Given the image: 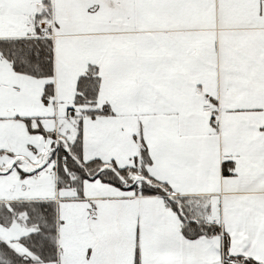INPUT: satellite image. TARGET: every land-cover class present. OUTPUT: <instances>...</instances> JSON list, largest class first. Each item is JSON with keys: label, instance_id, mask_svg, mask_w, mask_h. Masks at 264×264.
I'll return each instance as SVG.
<instances>
[{"label": "crops", "instance_id": "0c3cea01", "mask_svg": "<svg viewBox=\"0 0 264 264\" xmlns=\"http://www.w3.org/2000/svg\"><path fill=\"white\" fill-rule=\"evenodd\" d=\"M35 5L38 19L47 17L50 28L41 38L52 43V76L49 82L27 76L0 61V86L7 81L0 88H7L0 94L7 163L21 168L38 159L42 145L35 141L37 150L25 140L43 139L46 121L53 122V133L57 125L69 135L65 122L79 118L77 81L85 69L96 67L95 106L79 109L82 161L136 170L144 149L143 170L170 195L143 196L99 179L84 180L76 194L70 184L53 186L57 175L47 176L48 166L29 175L33 185L27 187V176L10 165L13 170L0 175L9 184L0 205L11 211L47 204L54 212L55 252L44 261L33 257L21 240L35 229L20 215L0 227V241L24 260L34 259L30 264H104L108 257L115 264H243L239 258L264 264V0H37ZM207 99L213 111L202 109ZM105 105L111 116L81 113ZM168 196L182 199L187 218L213 225L219 234L187 238L183 220L166 206Z\"/></svg>", "mask_w": 264, "mask_h": 264}, {"label": "rangeland", "instance_id": "374dc122", "mask_svg": "<svg viewBox=\"0 0 264 264\" xmlns=\"http://www.w3.org/2000/svg\"><path fill=\"white\" fill-rule=\"evenodd\" d=\"M36 2L37 0H0V37H6V38L7 37H12V38L24 37L28 33L29 34L33 33L36 36L34 38H37L38 36L39 37L48 36L50 33V30H49L50 28H49V24L46 23L47 17L38 19L35 13L36 7H37V5H35ZM42 14L47 16V10L44 9ZM0 61L2 65H4L3 67H6V69H7V65L13 68L12 61L8 59L7 60L2 59ZM16 68H19V67H16ZM29 68H31L30 70H28L29 73L32 72V69L37 71V73L39 74L41 72L40 67H36V69L34 67H29ZM44 79H47V81L49 82V77L44 78ZM48 82L46 83L49 84ZM4 84H7V81L2 82L1 86H3ZM1 86L0 88H2ZM4 92H7V88L5 89V91H3V89L0 90L1 96L3 95ZM75 107H77L74 109V111H76L75 115H78L79 118L74 117L75 120L68 119V121L65 122V125L68 124V126L65 128L67 131H69V135L61 133V130L58 132L57 125L55 126L56 130L53 133V122L46 121L45 128L43 131L44 132L43 139L39 140V138L37 139L36 136H28L26 138L25 143L29 141V145H32V146H35L34 145L35 141H38V144L40 143L42 145L43 151L37 160L33 158L34 163H30V164L28 163L26 164L25 167L23 166L20 168L16 165L15 166L12 165L11 163L10 164L7 163V134L5 133L7 129L6 130L0 129V131L2 132L0 135V175L7 174V169H10L12 171L13 169H11V166H14L15 171L21 170L24 173V176L25 177L27 176L26 180L28 181L26 182L25 185L29 187L33 185L30 182L31 180L29 178V175H32L33 173L37 171H41L44 168V166H48L49 168L47 167L46 169L47 176H50V178H52V177H55V175H57V178L55 179L53 186L54 185L56 186V181L58 182L59 180L58 182L59 185L63 186V185L70 184L73 187V188L72 187L70 188L73 189V191L76 194L79 193V191H81V188H82L81 183L83 181V180L81 181L79 176L80 177H83L84 175L90 176V174L91 173L94 174L95 171L99 167L91 166L89 168H85L84 164L86 163H84L81 159V149L78 150L77 146H70L73 143H75V140H76L75 136H77L76 133L78 134V131H80V134L82 135L81 133L82 127H79L77 129L78 124L81 126V121H82V115H80L79 113V109L81 107L80 106H75ZM49 108L51 109L52 106L50 105ZM214 109L215 111H217L216 108ZM35 121L36 120H32L30 126L33 127L36 123ZM188 122H189V127H192V124L194 122V119L192 118V116H188ZM61 123H64V121H61ZM195 125H197V120H195ZM62 137L64 138V140L62 139ZM137 138L139 139V143H141L143 146L145 145L146 147L145 141L143 140L142 136L141 137L138 136ZM137 138L135 137V140ZM67 139H71V141L67 142ZM64 141L65 143H63ZM67 146L72 148V149L69 148L68 152L65 151V149L68 150ZM37 148H38L37 150L40 149L39 146ZM28 156H30L28 158L32 160V157H34V152L29 153ZM143 158L144 157H142L141 153H139L138 157L135 159V166H136L135 173H130L126 178H123V180H121V181H126L124 186H128L130 182H133L134 183L133 188H135L136 191L138 189L139 192L145 189V184L149 185L147 187L154 185L152 182L148 181V177L145 171L143 170L144 165L140 163ZM69 159H74L73 162L75 164L69 161ZM16 164L19 165L18 162H16ZM103 169L109 170L111 169V167L105 166L103 167ZM70 177L71 179L75 177V179L74 180L69 179L68 181L67 179ZM8 186L9 184L7 183V179L0 178V195L1 196L6 195ZM91 187H92L90 190L91 192L102 194V192L99 189H96V186H91ZM84 192H86V190ZM28 208H32V207H25V206L22 207L19 205L17 207H12L11 208L12 210L9 211L7 210L9 209L7 208V205H0V227L3 226V228H7V223L10 220V218L11 220H13L19 215L22 219H24L25 224H26V221L28 224V219H27L28 214H29L27 212ZM12 222H15V220H13ZM23 246H25L27 250L29 251V248L27 247V245L24 244ZM7 247L9 250H12L16 255L22 256L20 255L21 253L20 251L15 252V249L13 247L11 248L7 246V242L0 241V264H8L10 263L8 261L10 260L9 258L13 259V257H11V253L10 254L8 253ZM31 254L33 255V257L35 256L38 260L43 259V257L42 259H40L37 255H34L33 253ZM27 257H30V256L27 255ZM107 259H108V263L104 262V264H115V262L110 257H108ZM34 262H35L34 259L29 260V261H26L23 259V263L21 264H30Z\"/></svg>", "mask_w": 264, "mask_h": 264}, {"label": "trees", "instance_id": "16d2710c", "mask_svg": "<svg viewBox=\"0 0 264 264\" xmlns=\"http://www.w3.org/2000/svg\"><path fill=\"white\" fill-rule=\"evenodd\" d=\"M39 37V36H38ZM25 38V39H12V40H1L0 41V55L4 59L12 61V65L15 71L18 73L32 76L34 78H47L52 76V43L51 40L46 38ZM19 67V68H16ZM29 67H40V74L32 69L29 73ZM99 92V77L96 67H89L84 70L83 75L78 79L76 84V92L74 96L75 106H95L97 95ZM51 96V87L46 85L44 87V93L42 95L43 100L47 103L48 98ZM91 118H96L99 116H111L112 112L109 107L105 105L101 109L87 110L81 112ZM31 131V130H30ZM32 132H39L32 131ZM44 133V132H43ZM65 143V142H63ZM70 146H77L78 150L81 149V135L80 132L76 136L75 143ZM69 151L71 147L67 146ZM140 153L142 157L145 155V150L141 149ZM69 154V153H68ZM80 155V154H79ZM73 162L74 159H69ZM74 163V162H73ZM75 164V163H74ZM91 166H98L99 168L94 174L84 175L79 178L83 180H95L99 179L101 182L119 187L123 190H130L134 187V183L130 182L128 186H124L126 181H121L126 178L130 173H135V169H118L113 163L109 165H104L98 160H94L84 164L85 168ZM109 166L111 169L105 170L103 167ZM106 171V172H105ZM76 176V175H75ZM73 178V177H72ZM70 178L67 180L69 181ZM75 177L71 180H74ZM146 179V178H145ZM82 181V182H83ZM148 181L152 182L154 187L145 184V189L141 191V195H170L169 188L162 183L152 181L148 178ZM59 182V180H58ZM57 182V185L59 183ZM166 206L173 209L180 217L181 222L183 220V225L181 228L182 233L190 239L197 238L202 235H215L219 234L218 228L213 225H207L202 221H192L188 217L187 206L184 204L182 199H176L173 197H166ZM32 208H28V226L35 228V232L28 235L26 238L22 239L21 242L27 245L29 251L34 255H37L40 259L46 255H54V247L52 248V242L54 240V212L53 210H48L45 208L47 204H30L27 205ZM35 206V207H33ZM185 220V221H184ZM36 226L38 229H36ZM44 228V229H43ZM226 239L224 240V244ZM49 247V249H48ZM52 248V252H51ZM8 253H11V257L8 260L11 264H21L23 263V256L16 255L12 250L7 247ZM243 264H258L253 261H249L243 258L238 259ZM44 261V260H43ZM46 261V260H45ZM48 261V260H47ZM8 263V264H10Z\"/></svg>", "mask_w": 264, "mask_h": 264}, {"label": "built area", "instance_id": "2783aa9c", "mask_svg": "<svg viewBox=\"0 0 264 264\" xmlns=\"http://www.w3.org/2000/svg\"><path fill=\"white\" fill-rule=\"evenodd\" d=\"M202 109L205 110V111L206 110L213 111V106H212L210 100H206L205 101V103L202 106ZM227 264H235V263L232 262V263H227Z\"/></svg>", "mask_w": 264, "mask_h": 264}]
</instances>
